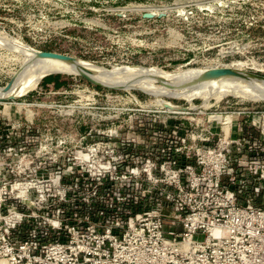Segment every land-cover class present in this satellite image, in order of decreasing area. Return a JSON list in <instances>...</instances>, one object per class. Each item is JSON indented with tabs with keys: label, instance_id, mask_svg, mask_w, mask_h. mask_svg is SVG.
I'll list each match as a JSON object with an SVG mask.
<instances>
[{
	"label": "built area",
	"instance_id": "obj_1",
	"mask_svg": "<svg viewBox=\"0 0 264 264\" xmlns=\"http://www.w3.org/2000/svg\"><path fill=\"white\" fill-rule=\"evenodd\" d=\"M137 5L167 9L117 7L131 55L153 37L159 68L242 59L264 75V0ZM49 75L29 91L57 94ZM227 102L203 117L89 115L107 127L1 147L0 264H264V107Z\"/></svg>",
	"mask_w": 264,
	"mask_h": 264
},
{
	"label": "rangeland",
	"instance_id": "obj_2",
	"mask_svg": "<svg viewBox=\"0 0 264 264\" xmlns=\"http://www.w3.org/2000/svg\"><path fill=\"white\" fill-rule=\"evenodd\" d=\"M6 1L7 6L0 9V32H6L37 49L64 51L74 56L70 55L72 58L66 59L41 55L38 54L39 50L7 34L0 33L2 43L0 45L2 48L0 49V98L14 97V99H6L5 104L0 103V148L12 146L27 149L42 141L44 135L53 136L57 131L65 133L88 129L102 130L107 127L105 122L90 120L89 115L92 117L138 115L151 119L166 115L165 109L167 112L170 111L169 113H180L176 115L184 117L189 115L203 117V115L218 113L222 105H229L223 104V101L233 103L242 100L258 101L255 102L256 105L264 107V83L249 85L250 87L244 86L246 88L242 87L238 94L229 93L221 98V94L217 92L224 86L220 77L199 81L184 79L178 84L181 78H191L204 69L224 66L230 68L227 65L210 66V64L208 65L210 67L204 69L200 66H187L182 69L175 68L174 71L165 69L163 71L154 65L159 66L165 62L163 58L165 50H153L155 49V43H152L153 37L146 41L147 46L139 55H131L129 47H131L130 39L133 38V34L131 30L121 27L123 22L115 15L117 7L125 6L131 14L143 9L156 13L158 9L166 11L167 8L137 4L169 5L172 0H107L106 3L103 2L104 0ZM90 21L98 25L91 33L84 28ZM7 51L11 56L6 54ZM11 58L18 60L19 63L16 60L8 61ZM88 60H95L97 65ZM48 62L57 64L42 74L44 64ZM174 63L175 61L172 64ZM88 65L94 66L97 71L88 70ZM125 65L136 67L123 68L126 67ZM237 66L233 69L238 70L239 66L242 67V65ZM14 69L16 71L13 73L17 74L19 79L12 75L11 71ZM108 69L117 71L110 72ZM80 70L93 82L131 90L130 93L135 95L137 101L132 100L131 96L124 91L97 88L80 76H71L78 75ZM51 73L55 75L46 77L43 83L53 82L55 86L62 84L57 94H53L45 87L28 90L21 94L17 92L18 88L28 85L36 76L40 75V80ZM161 73H165V76ZM257 75L260 77L249 76L254 78L243 77V79L264 82V75ZM94 77L102 80H96ZM230 77L236 80V76ZM151 79L166 80L169 83ZM136 80H145L144 82L150 85L157 95L145 92L135 84ZM85 89H95L97 94L87 98L89 92ZM202 97L208 101L206 106H204L205 101L200 99ZM230 108L225 106L224 109ZM68 110L70 112L66 113ZM121 124L128 126L129 122ZM145 124L150 125L151 122L147 121ZM33 136L36 137L33 138Z\"/></svg>",
	"mask_w": 264,
	"mask_h": 264
},
{
	"label": "bare ground",
	"instance_id": "obj_3",
	"mask_svg": "<svg viewBox=\"0 0 264 264\" xmlns=\"http://www.w3.org/2000/svg\"><path fill=\"white\" fill-rule=\"evenodd\" d=\"M143 6H145V5H143ZM162 10V9H161ZM163 11V10H162ZM0 33H4V34H7L6 32H0ZM7 35H9V34H7ZM10 36V35H9ZM10 37H12V36H10ZM12 38H14V39H16V40H20V41H22L21 39H19V38H15V37H12ZM24 44H26V45H28V46H30V47H32L31 45H29V44H27V43H25L24 41H22ZM0 45H2V43L0 42ZM33 48V47H32ZM0 49H2L1 47H0ZM35 49V48H34ZM37 50V49H36ZM40 51V50H39ZM6 54L7 55H9V56H11V54L9 53V51H7L6 52ZM17 54V53H16ZM18 55V54H17ZM75 58V57H74ZM16 59H14V58H11L10 60H8V61H15ZM17 62H18V60H16ZM19 63V62H18ZM46 63V62H45ZM85 63V62H84ZM56 64L57 63H55V62H48L47 64H44L45 65V67L42 69V71H41V73L43 74V73H45V72H48L50 69H52V68H54L55 66H56ZM87 64V63H86ZM228 64H230V65H228ZM235 64V65H234ZM19 65V64H18ZM96 65V64H95ZM212 65H227L228 67H230V68H233V67H238L237 65H242V67L241 66H239V68H238V70L239 71H246L245 70V68L246 67H257V68H262L261 66H259V65H257V64H255L252 60H242V59H232V60H230V62L229 63H224V62H220V63H212L210 66H212ZM22 66H24V65H22ZM126 67H123V66H121V67H123V68H129V67H131V68H133L134 69V67H136V66H128V65H125ZM210 66H206V67H210ZM28 67V66H27ZM151 67H153V66H151ZM206 67H201V69H204V68H206ZM224 67H226V66H224ZM140 68H143V67H140ZM159 68V67H158ZM183 67H179V68H176V69H182ZM87 69L88 70H90V71H97V69L94 67V66H91V65H88L87 66ZM107 69V68H106ZM161 70H163L164 71V69H162V68H160ZM175 69V70H176ZM41 70V69H40ZM110 72H116V71H112V69H108ZM118 70H120V69H118ZM13 71H16V69H14V70H12L11 71V73H12V75H15V76H17L18 77V79H19V76L17 75V74H14L13 73ZM172 71H174V70H172ZM84 72H87V71H84ZM247 72V71H246ZM24 73V72H23ZM22 73V74H23ZM18 74H20L19 72H18ZM163 76H165V73H161ZM255 74V73H254ZM40 75H38V76H36V78H34V80H32L28 85H23V86H21L20 88H18L17 89V92L19 93V94H21V93H24V92H26V91H28V90H31V89H33L34 88V86L37 84V82H38V80H39V77ZM112 76V75H111ZM168 76H170V75H168ZM171 77V76H170ZM243 77H247V78H254V77H249V76H247V75H244V76H236L235 78H236V80H234L232 77H230V76H222V77H220V79H221V83H223L224 84V86L221 88V89H219L217 92H219L221 95H220V98L222 97V96H225L226 94H229V93H232L233 95H236V94H238V92H239V90L242 88V87H244V86H249V85H258V84H263L264 82H259L258 80H257V82L255 81H251V80H248V79H243ZM258 77H260V76H258ZM125 78H126V75H125ZM127 78H129V77H127ZM216 77H213V78H208V79H203V80H210V79H215ZM94 79H96V80H102V79H100V78H96V77H94ZM124 79V78H123ZM172 80H174V78H171ZM190 80V78H188V77H184V78H181L179 81H178V84H180L179 82L181 81V80ZM240 79V80H239ZM151 80H155V81H164V82H168V81H166V80H157V79H151ZM253 80V79H252ZM145 81V80H144ZM144 81H140V80H136L135 81V84L137 85V86H139V87H141L145 92H147V93H150V94H152V95H157V93L156 92H154V90L150 87V85H147L146 84V82H144ZM150 81V80H149ZM199 81V80H198ZM262 81V80H261ZM98 82V81H97ZM169 83V82H168ZM24 84H26V83H24ZM98 84L99 85H101L102 87H106V88H112V89H119V88H117V87H113V86H111V85H106V84H102V83H100V82H98ZM247 86V87H248ZM211 87V86H210ZM250 87V86H249ZM252 87V86H251ZM17 88V87H16ZM212 89H213V87H211ZM246 87H244V89H245ZM259 88V87H258ZM139 89V88H138ZM119 90H123V89H119ZM143 91V92H144ZM156 91V90H155ZM214 91H216V89L214 90ZM263 92V91H262ZM16 94V93H15ZM14 94V95H15ZM89 96H91L90 94L89 95H87V98L89 97ZM160 97V96H159ZM181 98V97H180ZM6 99H14V97L13 96H6V97H4V98H0V103H4L5 104V100ZM182 99H185V98H182ZM200 99H202V100H204L205 101V104H204V106H206L207 105V103H208V101H207V99L206 98H204V97H202V98H200ZM89 100V99H88ZM188 101H191V100H189V99H187ZM84 101V100H83ZM167 102V101H166ZM167 103H170V102H167ZM170 104H172V103H170ZM83 109V108H82ZM167 111V110H166ZM70 111L68 110V111H66V113H69ZM170 112V111H169ZM172 113V112H171ZM29 114V113H28ZM32 114V113H31ZM28 116V115H27ZM32 117V116H31Z\"/></svg>",
	"mask_w": 264,
	"mask_h": 264
},
{
	"label": "water",
	"instance_id": "obj_4",
	"mask_svg": "<svg viewBox=\"0 0 264 264\" xmlns=\"http://www.w3.org/2000/svg\"><path fill=\"white\" fill-rule=\"evenodd\" d=\"M144 15L146 17H150L151 16L150 13H145ZM38 54L49 55V56L60 57V58H66V59L72 58L70 56L63 55L61 53H56V52H53V51H46V50H40V51H38ZM237 75L258 76L257 74H254V73H251V72L239 71V70H236V69H233V68L212 67V68H208V69H204L203 71H200L196 75L192 76L190 78V80H202V79H208V78H213V77L237 76ZM78 76H80L81 78H83L88 83H90V84H92L94 86H100L101 87V85H99L96 82H93L91 79L86 77L81 72V70L78 73ZM132 90L141 91V90H137V89H134V88H132ZM163 106H166V104H163Z\"/></svg>",
	"mask_w": 264,
	"mask_h": 264
},
{
	"label": "crops",
	"instance_id": "obj_5",
	"mask_svg": "<svg viewBox=\"0 0 264 264\" xmlns=\"http://www.w3.org/2000/svg\"><path fill=\"white\" fill-rule=\"evenodd\" d=\"M49 76H51V75H49ZM49 76H47V77H49ZM45 78H46V77H45ZM45 78H43V79L41 80V82H40L41 85H46V84L49 85V84H50L53 88H56V87L53 85V84H54L53 82H45V83H43V80H44ZM61 86H62V84H59L58 87H61ZM58 87H57V88H58Z\"/></svg>",
	"mask_w": 264,
	"mask_h": 264
},
{
	"label": "trees",
	"instance_id": "obj_6",
	"mask_svg": "<svg viewBox=\"0 0 264 264\" xmlns=\"http://www.w3.org/2000/svg\"><path fill=\"white\" fill-rule=\"evenodd\" d=\"M45 78V77H44ZM54 86H55V84H53ZM59 86V85H58ZM58 86H55L56 88L58 87ZM97 88H98V86H97Z\"/></svg>",
	"mask_w": 264,
	"mask_h": 264
}]
</instances>
